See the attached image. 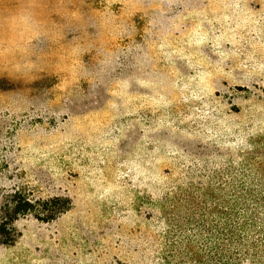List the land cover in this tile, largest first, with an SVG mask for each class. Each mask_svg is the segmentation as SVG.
<instances>
[{
	"label": "rangeland",
	"instance_id": "rangeland-1",
	"mask_svg": "<svg viewBox=\"0 0 264 264\" xmlns=\"http://www.w3.org/2000/svg\"><path fill=\"white\" fill-rule=\"evenodd\" d=\"M246 183L264 0H0V264H209L200 208Z\"/></svg>",
	"mask_w": 264,
	"mask_h": 264
},
{
	"label": "trees",
	"instance_id": "trees-1",
	"mask_svg": "<svg viewBox=\"0 0 264 264\" xmlns=\"http://www.w3.org/2000/svg\"><path fill=\"white\" fill-rule=\"evenodd\" d=\"M228 196L214 197L200 208L196 225L200 252L209 264H264V186H231ZM12 207L15 214L27 211L22 198ZM0 220V235H4L8 223Z\"/></svg>",
	"mask_w": 264,
	"mask_h": 264
}]
</instances>
